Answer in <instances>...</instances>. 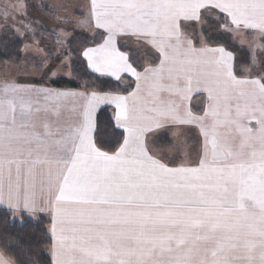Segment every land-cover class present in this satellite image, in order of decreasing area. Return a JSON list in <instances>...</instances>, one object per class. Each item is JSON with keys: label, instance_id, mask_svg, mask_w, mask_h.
<instances>
[{"label": "snow or ice", "instance_id": "6c2138e0", "mask_svg": "<svg viewBox=\"0 0 264 264\" xmlns=\"http://www.w3.org/2000/svg\"><path fill=\"white\" fill-rule=\"evenodd\" d=\"M77 22L98 38L81 50L91 71L134 87L0 82V208L51 217L52 264H264V68L238 75L233 51L197 31L253 37L264 65V0H88ZM124 38L153 62L138 70ZM194 93L206 94L199 113ZM102 105L122 130L111 146ZM182 126L198 130L195 160L168 154ZM11 256L0 248V264Z\"/></svg>", "mask_w": 264, "mask_h": 264}, {"label": "rangeland", "instance_id": "374dc122", "mask_svg": "<svg viewBox=\"0 0 264 264\" xmlns=\"http://www.w3.org/2000/svg\"><path fill=\"white\" fill-rule=\"evenodd\" d=\"M14 5L24 7L21 11H16ZM5 7L13 13L7 18L3 15ZM87 13L88 0H0V38L10 41L20 40L23 43L20 62L7 63L6 66H11L13 71L18 73L14 74L15 77H24L27 81L47 88H55L51 84L58 79L72 80V64L75 56L79 54L83 58L81 50L85 46H95L93 44L98 40L91 28L77 22L84 19ZM206 27L207 25L199 26L197 31H200L207 40L210 32L204 34L203 28ZM65 33L70 34L65 35ZM252 40L253 37L232 38L237 46L245 48L250 55V64L241 68L243 77L260 72L262 67L260 51ZM123 45L127 48L139 49L142 53L138 52L137 56L141 54L146 57L149 54L148 51L153 54L151 49L141 47L132 39L120 41V47ZM128 55L130 57L129 53ZM143 56L136 59L142 60ZM153 59V57H146L142 66L151 64ZM83 60L87 65L86 60L84 58ZM5 74L6 72L0 71V77ZM123 79H130L134 84V79L128 75L122 77L120 81ZM121 83L125 85L127 82ZM78 90L87 91L84 88Z\"/></svg>", "mask_w": 264, "mask_h": 264}, {"label": "trees", "instance_id": "16d2710c", "mask_svg": "<svg viewBox=\"0 0 264 264\" xmlns=\"http://www.w3.org/2000/svg\"><path fill=\"white\" fill-rule=\"evenodd\" d=\"M213 35V36H212ZM207 41L212 45L224 46L228 50L233 51L235 55V70L238 75L242 77L243 72L241 68L250 64V55L245 48L237 46L233 41L229 42L228 36L221 35L218 31H211L207 36ZM94 42L93 45H95ZM23 48L22 41L7 40L0 38V66L6 65L11 62H20L22 59L21 51ZM121 49L127 50L130 54L131 60H135L139 66L146 57H153L154 55L149 52L144 59H136L141 57L137 53H142L139 49L127 48L121 46ZM139 54V53H138ZM153 62V61H152ZM264 68L262 65L261 69ZM72 80L58 79L51 85L55 88H68V89H82L87 91H96L99 93H115L127 94V91L132 90L129 85H134L130 79H123L120 82L111 79L102 78L91 72L85 61L81 56L76 55L72 64ZM124 82L128 85H123ZM201 98H196L193 103L192 109L199 113L203 108V102H199ZM201 103V104H199ZM113 109L106 107L101 109L97 114V125L99 131V139L105 145L111 144L120 138V129H116L112 122ZM50 222L46 219H40L37 222L31 221L26 216L16 217L9 215L6 210L0 209V248L7 245L11 250L12 260L14 264H52L51 260V237L49 233Z\"/></svg>", "mask_w": 264, "mask_h": 264}, {"label": "crops", "instance_id": "0c3cea01", "mask_svg": "<svg viewBox=\"0 0 264 264\" xmlns=\"http://www.w3.org/2000/svg\"><path fill=\"white\" fill-rule=\"evenodd\" d=\"M126 39L135 40L134 38H124L122 40H126ZM13 70L14 69L11 66H6V65L0 66V71L6 72L5 76L0 77V82H3L5 80H15V81L20 82V83L32 84V85L38 86V85H36V83H34L32 81H29V80L27 81L22 76H21L22 78L15 77L14 74H18V73L14 72ZM20 73H22V72H20ZM95 74L99 75L98 73H95ZM125 75H127V74H124L122 77H124ZM102 77L111 78V79L115 80V78H113V77H108V76H102ZM38 87H45V86H38ZM52 89L80 91L78 89H68V88H52ZM196 98H198V99L201 98L199 100V102H203V108H204V106H206V94L194 93L191 96V99L189 102L191 109H192L193 103L195 102ZM199 104H201V103H199ZM106 107H110L114 110V107L109 106V105H102L100 110L103 108H106ZM192 111L194 113H197L193 109H192ZM98 112H97V114H98ZM199 139H200V137H199L198 130L193 126H182V129H173L171 131H167L166 136H165V141L167 142V144L169 146L168 154L170 156H173V157H180L181 160H186L190 155L191 159L195 160L197 152L199 150ZM0 209H3V208H0ZM3 210H5V209H3ZM14 215L16 217L26 216L28 219H30L31 221H34V222H37L40 219H46L50 222V219H51V217L47 213L31 214V213L17 212ZM49 233H50V227H49ZM50 256H51V253H50Z\"/></svg>", "mask_w": 264, "mask_h": 264}]
</instances>
